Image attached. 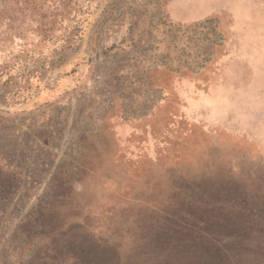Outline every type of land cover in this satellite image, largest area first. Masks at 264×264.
Wrapping results in <instances>:
<instances>
[{
	"label": "rangeland",
	"instance_id": "374dc122",
	"mask_svg": "<svg viewBox=\"0 0 264 264\" xmlns=\"http://www.w3.org/2000/svg\"><path fill=\"white\" fill-rule=\"evenodd\" d=\"M55 1L0 0V264H264V0Z\"/></svg>",
	"mask_w": 264,
	"mask_h": 264
},
{
	"label": "trees",
	"instance_id": "16d2710c",
	"mask_svg": "<svg viewBox=\"0 0 264 264\" xmlns=\"http://www.w3.org/2000/svg\"><path fill=\"white\" fill-rule=\"evenodd\" d=\"M12 1L15 2L16 4H19L21 2L28 4V3H33L35 0H12ZM79 1L80 0H63L62 2V0H56L55 4L58 5V8H60L61 6H64L65 10L69 14H73L78 9L77 6L79 5L78 4Z\"/></svg>",
	"mask_w": 264,
	"mask_h": 264
}]
</instances>
